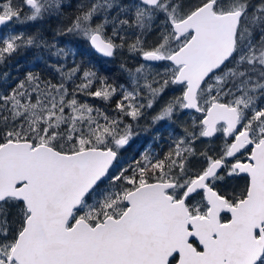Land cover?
Here are the masks:
<instances>
[{
	"label": "snow or ice",
	"instance_id": "snow-or-ice-1",
	"mask_svg": "<svg viewBox=\"0 0 264 264\" xmlns=\"http://www.w3.org/2000/svg\"><path fill=\"white\" fill-rule=\"evenodd\" d=\"M0 264H264V0H0Z\"/></svg>",
	"mask_w": 264,
	"mask_h": 264
},
{
	"label": "trees",
	"instance_id": "trees-1",
	"mask_svg": "<svg viewBox=\"0 0 264 264\" xmlns=\"http://www.w3.org/2000/svg\"><path fill=\"white\" fill-rule=\"evenodd\" d=\"M73 5L75 4L76 0H71ZM27 11V9H25ZM66 13H71L73 11V8H67ZM62 23V20L58 19H46L44 21H38V22H30L27 25H16V29L18 31H27L29 33L35 32L37 30L41 31L47 38L51 39L52 33L54 29ZM60 41V46H66L68 48H72L75 52H77V55L75 57L77 62L84 61L85 64H91L94 65L95 68L98 70L100 75L107 76L110 79V82H113L117 85L119 84H125L127 86V76L121 72L120 70V63L121 61H125L129 67H134L137 63V60L139 58L133 59L130 54L125 53L123 57H117L115 60H106L101 57H99L97 54H95L91 49H89L86 45L78 44L74 42H69V38L67 37H60L58 38ZM32 53H27L24 56H19L16 58V61L19 62L21 67V72L19 75H23V71L35 68V70H42L43 65L40 64L38 67H36L32 62ZM69 64L72 62L71 57L69 58ZM13 75H17L15 68L11 69ZM47 75V73H44ZM172 93H168L163 98L164 100L168 99V97ZM81 99H87L89 103L95 104L100 107H104V102L93 99L90 97H81ZM118 99V97L116 98ZM163 103V100L161 101ZM114 104V101H113ZM159 104H157L154 109L149 110L146 116L141 119L140 125L141 127L150 126L151 125V117L152 115L156 114V112L159 111ZM111 110V109H109ZM182 119H188V117H182ZM190 122V120H189ZM159 134L161 137L160 139H153V137L156 134ZM173 133L174 135H181L182 134V128L177 125H170L167 121L161 122L157 124L155 127H152L149 132H141L140 137L136 140L135 144L133 145V148L129 150V152L126 155H131L133 151L139 149L143 150L145 148L149 149L151 152L162 155L164 152L168 150L170 139L169 134ZM242 184V182H240Z\"/></svg>",
	"mask_w": 264,
	"mask_h": 264
},
{
	"label": "water",
	"instance_id": "water-1",
	"mask_svg": "<svg viewBox=\"0 0 264 264\" xmlns=\"http://www.w3.org/2000/svg\"><path fill=\"white\" fill-rule=\"evenodd\" d=\"M98 55V54H97ZM99 56V55H98ZM103 58V57H102ZM104 59H106V58H104ZM107 60H110V59H107Z\"/></svg>",
	"mask_w": 264,
	"mask_h": 264
}]
</instances>
